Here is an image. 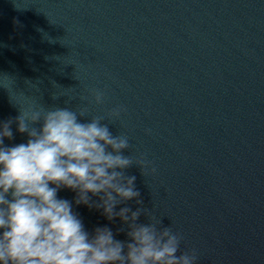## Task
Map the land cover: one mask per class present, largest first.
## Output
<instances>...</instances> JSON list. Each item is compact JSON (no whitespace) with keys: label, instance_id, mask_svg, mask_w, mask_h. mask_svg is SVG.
<instances>
[{"label":"clouds","instance_id":"clouds-1","mask_svg":"<svg viewBox=\"0 0 264 264\" xmlns=\"http://www.w3.org/2000/svg\"><path fill=\"white\" fill-rule=\"evenodd\" d=\"M95 101L103 102L102 92ZM121 111L90 116L79 105L33 103L19 106L15 121L0 123V264H198V251L182 249L183 234L143 206L136 177L126 174L135 164L145 175L150 162L125 155L128 136L110 131L108 123ZM13 122L28 140L5 146ZM61 189L75 192L74 201L59 198ZM79 205L102 210L110 222L119 218L122 226L115 233L107 225L90 232L74 210ZM121 232L126 239L116 238Z\"/></svg>","mask_w":264,"mask_h":264}]
</instances>
